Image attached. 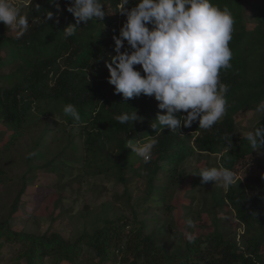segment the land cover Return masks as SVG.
<instances>
[{"label":"trees","instance_id":"obj_1","mask_svg":"<svg viewBox=\"0 0 264 264\" xmlns=\"http://www.w3.org/2000/svg\"><path fill=\"white\" fill-rule=\"evenodd\" d=\"M250 1L212 0L220 8L227 7L235 20L230 41L232 66L220 73L229 88L227 115L209 130L199 129L198 121L191 127L182 126L177 133L165 128L157 134L158 143L147 164L139 157L136 161L125 146L128 139L146 140L147 135H155L151 123L163 110L158 109L154 97L140 95L125 100L108 83L106 64L116 54L113 36H118L126 19L116 12L118 0H101L107 14L103 22L81 23L77 34L68 38L63 29L76 23L67 11L71 0L23 3L21 11L30 26L20 39L0 23V184H11L15 190H11V203L0 206L4 213L0 216V248L7 245L14 250L17 246L16 264H264V158H255L261 174L247 171L237 177V186L227 189L218 184L209 187L214 181L202 183L195 175L202 167L221 164L236 172L256 151L236 119L239 113L254 112L258 120L253 130L264 125V112L256 111L264 104V0H252L253 5ZM48 11L53 12L51 20L46 16ZM136 67L142 72L139 65ZM67 104L78 109L81 122L63 113ZM34 110L56 114L79 130L59 127L53 131L55 120L42 118L28 133L31 141L25 155L20 156L28 166L15 176L10 153L28 135L27 123ZM133 111L143 120L120 124L115 119ZM56 144L57 150L53 149ZM206 156L216 157L217 162L186 172L190 160L199 162ZM35 158L47 161L34 162ZM127 174L141 176L147 187V193L131 203V215L111 217L110 203L99 209L90 203L78 211L77 198L74 203L65 202L63 190L72 187L80 192L87 181L93 187L110 178L126 185ZM125 188L123 195L129 201L132 195L128 185ZM34 190L42 193L37 204L40 212L30 215V228L15 229L11 220L26 207ZM45 199L51 203L44 204ZM178 204L183 206L182 214L186 213L182 231H176V212L181 214ZM197 204L200 206L195 208ZM152 206L173 211L175 217L167 223L171 230L167 233L178 238L176 249L157 243L163 235L161 227L153 226L160 230L153 233L148 221L139 219L138 209ZM226 207L236 224L244 227L241 239L233 225L222 221ZM188 213L194 228L186 223ZM203 214L212 221L210 230L195 234L196 225L205 221ZM65 219L73 222L72 230H51ZM41 220L50 223L44 232L40 231ZM185 231L196 235L195 243H188Z\"/></svg>","mask_w":264,"mask_h":264},{"label":"clouds","instance_id":"obj_2","mask_svg":"<svg viewBox=\"0 0 264 264\" xmlns=\"http://www.w3.org/2000/svg\"><path fill=\"white\" fill-rule=\"evenodd\" d=\"M103 6L101 0H71L67 11L76 23L63 29L64 37L75 36L81 23L103 22L107 15ZM116 9L126 19L118 36H113L116 54L106 64L108 83L125 100L140 95L154 97L158 109L163 110L151 123L155 135H147L146 140L128 139L125 146L147 164L158 143L157 134L165 128L177 133L182 126L191 127L198 121L199 129L209 130L227 115L229 88L220 73L232 66L230 41L235 20L227 7L220 8L212 0H135L134 4L133 0H118ZM46 16L51 20L53 12H46ZM0 23L11 29L16 39L30 26L14 0H0ZM256 111L264 112V104ZM63 113L81 122L74 105L64 106ZM141 117L133 111L115 119L120 124H132L142 121ZM244 138L252 150L264 147V125L248 131ZM195 175L202 183L214 181L226 189L238 184L237 173L223 164L202 167ZM186 223L195 227L191 218ZM184 236L188 243H195L197 238L188 231Z\"/></svg>","mask_w":264,"mask_h":264},{"label":"rangeland","instance_id":"obj_3","mask_svg":"<svg viewBox=\"0 0 264 264\" xmlns=\"http://www.w3.org/2000/svg\"><path fill=\"white\" fill-rule=\"evenodd\" d=\"M14 2L20 7H22L23 3L27 4V0H14ZM250 3L251 5H253L252 0L250 1ZM248 13H250L249 9H248ZM44 117L48 118L50 122L55 120V123H53V125L51 126L53 131H55V129H59V127H65L67 131H72V132H77L79 130L77 126L68 124L67 122L64 121V119H61L56 114H42L34 110V112H32L30 120L27 123V129H28L27 134L32 133L36 129V127L40 124L41 119ZM236 119L239 125L242 127L243 134L246 135L248 131L253 130V124L258 120V117H257V114L254 112H246V113L237 114ZM53 131L52 133H54ZM29 137H30L29 134L26 135L19 142L18 146L15 148V151L13 150V152L10 153V159L13 160L11 173L14 174L15 176L18 174H21V172L26 170L28 166L26 161L20 158V156L25 155L26 148L31 141ZM57 148H58V144H56V146L53 149L57 150ZM75 153L79 155V151ZM255 153L251 156H248L246 160L247 164L243 168L240 167L237 169L236 171L237 177L245 176V173L247 171H251L252 173H255V174H261V170L258 168L255 158L256 157L264 158V149L257 148ZM52 155L53 153H51L48 156V159L51 158ZM134 157L136 158L137 156L134 154ZM206 157H207L205 159L206 161L201 160L198 162L196 158H193L192 160H190V162L186 166V172L190 173L193 169H197L199 166L203 165L206 162L211 165L217 162V159L214 156H211V157L206 156ZM137 160L139 159L136 158V161ZM33 161L44 163L47 160L45 159L40 160L39 158H35ZM140 165L141 164H139L137 167L140 168L141 170L142 165L141 166ZM127 179H128V182L126 185H128L129 193L132 195L129 201L127 199V196L123 195V193L126 192L125 191L126 185L122 181H117L116 178L115 179L114 178L104 179L102 182L95 184L96 187L95 186L92 187L91 184H88L89 181H87L84 185L81 186L80 192L79 191L75 192V190L73 191L72 187H70L69 189L63 190L62 193L64 196L67 197V199L65 200L66 203H74L75 202L74 199L75 198L78 199V201L76 202V207H75L77 208L78 211H82L84 209V206L90 203L95 204L97 209H99L100 206L102 205L110 203V205H113L112 209H108V210H111L110 211L111 217L116 216V214L119 215L120 213H126L127 215H131V209H130L131 203H134V201L138 199L140 196L145 195L147 193V187H146L145 181L141 178V176L132 177L131 175L127 174ZM190 179L191 178L187 179V181L190 182ZM90 181L93 182L92 180ZM213 185H217V184H215V182L208 183L209 187H213ZM12 189L13 187L11 188V184H8V186L0 184V206H6V205H9V203H11L12 198H13V195L11 194ZM30 194H31V197H29L28 199L29 202L26 203L25 201V203L27 204L26 207L23 206V208H21L18 214L14 216V219L11 220V225L15 229L30 228L31 226V223H30L31 216L30 215H32L33 212L38 213V211L40 210V206L37 204L42 199V196H41L42 193L37 192V190H34V191H31ZM119 195H122L121 196L122 198ZM44 202H45L44 204L51 203L46 199ZM149 203L150 202H148L147 205H149ZM198 206L200 205L197 204L195 208H198ZM163 207H160L159 209H157V206H152L149 208H139L138 209L139 219L147 220L149 226L151 227L150 230L152 229L153 233L157 234L160 231L153 226L161 227L162 228L161 232L163 235H161V238L159 239L157 238L159 240L157 241V243L168 245V248L170 250L176 249L180 243L178 241V238L175 236L170 238L171 235L167 233V231L170 230V226L167 223L172 221L175 215L173 211L171 212H168V210L165 211V206ZM179 209L181 211V214L179 211L176 212V220L178 221L177 223L178 227L176 228V231H178V229L179 231H182V227L184 226V223H185L184 220H185L186 213L182 214L183 206L178 204L177 210ZM223 212H225L226 216L225 218L223 217L222 221H225L227 225L229 224L233 225V228L235 229L234 231L237 230V238L241 239V237L243 236L244 227L242 226L240 227L238 226L239 224L238 225L236 224V220L232 218L233 216L229 208L226 207ZM187 215H188L187 218H190V215L192 218L191 213H188ZM220 215H222V213H220ZM0 216H4V213L0 212ZM202 216L205 221L200 222V225H196L197 231L195 234H199L202 232L206 233L207 231L210 230L209 228L211 227L212 221L209 220V217L207 218V214H203ZM48 225H50L49 222L41 220L40 231L44 232L45 230H47ZM72 226H73V222L69 221L68 219H65L61 221V223L59 222L55 223L51 230H55V231L60 230L66 233V231L72 230ZM17 250H18L17 246H15L14 250L8 247L7 245L2 246L0 248V264H16L15 258L18 255ZM108 264H116V263L114 261H110Z\"/></svg>","mask_w":264,"mask_h":264}]
</instances>
